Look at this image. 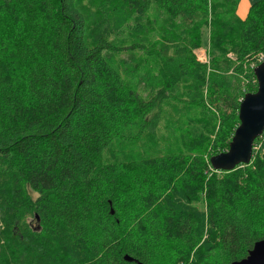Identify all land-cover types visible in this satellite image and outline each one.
Returning <instances> with one entry per match:
<instances>
[{
  "label": "trees",
  "instance_id": "1",
  "mask_svg": "<svg viewBox=\"0 0 264 264\" xmlns=\"http://www.w3.org/2000/svg\"><path fill=\"white\" fill-rule=\"evenodd\" d=\"M80 2L0 0V264L245 258L264 239V140L251 163L232 171L218 175L209 160L227 151L239 104L257 89L253 72L241 69L257 66L264 53V0L250 4L243 19L238 0H87L84 14ZM203 29L210 69L195 56ZM228 50L240 62L233 76L218 61ZM120 51L143 59L109 56ZM188 82L205 94L200 85L176 90ZM162 94L163 113L170 101L208 109L218 120L214 140L204 136L205 120L179 115L181 142L140 158L137 144ZM117 145L122 152L114 153H132L134 165L106 160ZM134 170L145 205L130 212L139 216L129 226L130 213L116 208L117 188Z\"/></svg>",
  "mask_w": 264,
  "mask_h": 264
},
{
  "label": "rangeland",
  "instance_id": "2",
  "mask_svg": "<svg viewBox=\"0 0 264 264\" xmlns=\"http://www.w3.org/2000/svg\"><path fill=\"white\" fill-rule=\"evenodd\" d=\"M86 1L87 0H81L80 4L78 5V9L82 11V13L85 12L84 8H86V6L88 5ZM90 1H92V6H97L103 0H90ZM238 1L240 4L239 14H237V9H236V15H238V17L240 18L241 16H243L241 14V9H243V12H245L248 6H250V4H252L255 0H238ZM86 11H87V8H86ZM88 21L91 27L94 24V19L92 20V18H89ZM233 41L237 42V37H236V40L233 39ZM133 44L134 43L132 42V44H129V45H133ZM237 45H238V42H237ZM208 53H209V31L207 29H203L201 33V47L195 50V56L199 63L205 64L206 67L210 69L211 64H210V56L208 55ZM262 55H264L263 52L257 55V57L260 59ZM109 56L113 57L115 61L118 63H128L132 58H135L138 60L143 59V55L140 52H135V51H132L130 53L126 51L124 52L120 51L118 53H111V55L109 54ZM219 56L220 58L218 61L222 64L227 65L230 68L227 71L228 72L227 75L233 76L235 75V71H240V69L237 68V65H239L240 62L237 60L238 57L236 56L235 52H233L232 50H228L226 53L224 52L220 54ZM138 64H141V62L138 61ZM216 66H219V64ZM255 66L253 62V63H250V66L246 68H242L241 69L242 75L249 74L251 71L253 72V68ZM198 85L194 83H190V82L182 83V84L179 83L177 85L176 90L183 91L187 88L193 89ZM198 87H199L200 92L205 94L204 86L200 85ZM235 88H236L235 83H233L231 89L235 90ZM166 99H167V95L162 94L158 96L156 103H155L156 105H154L150 115L147 117L149 126L147 128L145 135L142 137L141 141L137 144L141 151L140 158L145 157V156H160L158 151L165 149L168 152H170L172 151L171 149H173L174 145L181 142L180 140H178V134L181 133L184 128L182 124L179 123V119H180L179 115L185 116L186 114H191L194 117L201 118L203 121L205 120L209 127L204 132V136L207 137L210 141L214 140L213 129H216L218 127L217 126L218 120L216 118H213L210 115V113L208 112V109H206L207 111L206 110L203 111V114H202L199 111L192 109L190 106L186 107L187 105L184 106L183 104H180L176 101H170L169 102L170 106L165 108L167 112L163 113L162 112L163 110H161V108L159 107V103ZM171 126H175V132L172 136L169 134V127ZM151 135H154L155 137H153L154 140L149 141ZM262 140H264V133L257 139L256 143L254 144L255 146H253L254 157H256L257 153L259 152V143H261ZM223 146H225V142H223ZM115 149L117 152H122L121 150L122 145H117L115 146V148L107 152L105 158L110 163L111 162L118 163L122 161V162H126V164L131 163L134 165V161L138 160L132 156V153L131 154L130 153H127V154L114 153ZM202 153L204 154V156H206V150H203ZM217 172H218L217 173L218 175H221V171H217ZM131 173H128V176H129L128 178H122L120 180L119 185H118L119 188H117L120 196H119V199H117L119 203L116 204L117 205L116 208L120 211L125 210L128 213L130 212L133 213L134 209L139 211L138 208L145 205L142 198L138 195L139 192L137 193L135 191V189L136 190L138 189L139 182H140L138 178V172L134 170V171H131ZM133 178L135 179L134 182L132 181ZM131 188H133L134 192L132 196H129L128 192L131 190ZM29 194L33 199H36L37 195L35 193L29 191ZM114 209H115V205L113 204L110 210L111 213H113ZM131 213H130V219L128 222L129 226L136 225V220L138 219V216H139V212H136V214H134L133 216ZM25 221L28 224L32 225L33 227L36 226V223L31 218H26ZM168 229H169V223L167 225V230ZM169 232L172 233L171 229H169ZM173 233H175V231H173ZM169 239L167 238L166 241H169ZM173 239H175V237H173Z\"/></svg>",
  "mask_w": 264,
  "mask_h": 264
},
{
  "label": "water",
  "instance_id": "3",
  "mask_svg": "<svg viewBox=\"0 0 264 264\" xmlns=\"http://www.w3.org/2000/svg\"><path fill=\"white\" fill-rule=\"evenodd\" d=\"M257 89L244 94L238 108L236 127L226 152L210 158L214 171H232L238 165H248L253 154L254 141L264 132V61L253 68ZM128 262L134 261L125 256ZM230 264H264V239L254 242L245 258Z\"/></svg>",
  "mask_w": 264,
  "mask_h": 264
},
{
  "label": "crops",
  "instance_id": "4",
  "mask_svg": "<svg viewBox=\"0 0 264 264\" xmlns=\"http://www.w3.org/2000/svg\"><path fill=\"white\" fill-rule=\"evenodd\" d=\"M239 3V2H238ZM239 6L240 4H238V7H237V14H239ZM249 7V6H248ZM248 9V8H247ZM246 13H247V10L245 12H243V9H241V14L243 16H241L240 18L243 19L245 16H246Z\"/></svg>",
  "mask_w": 264,
  "mask_h": 264
},
{
  "label": "built area",
  "instance_id": "5",
  "mask_svg": "<svg viewBox=\"0 0 264 264\" xmlns=\"http://www.w3.org/2000/svg\"><path fill=\"white\" fill-rule=\"evenodd\" d=\"M262 61H264V55H262V57L259 59V63L260 64Z\"/></svg>",
  "mask_w": 264,
  "mask_h": 264
}]
</instances>
